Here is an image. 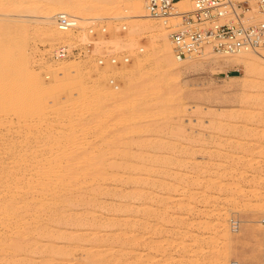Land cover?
<instances>
[{"label": "rangeland", "instance_id": "1", "mask_svg": "<svg viewBox=\"0 0 264 264\" xmlns=\"http://www.w3.org/2000/svg\"><path fill=\"white\" fill-rule=\"evenodd\" d=\"M65 1L74 3L68 10L82 17L81 28L51 40L35 20ZM118 1L0 0V91L5 95L0 139L11 140L14 147L6 184L21 185L16 160L22 155L38 160L69 146L76 160L96 156L105 161L103 172L95 173L85 189L60 192L73 204L64 209L67 225L57 242L51 240L56 238L49 227L51 210L17 204L20 222L12 232L21 233L19 242L26 249H9V242L1 240L0 264L16 258L20 264H264V49L234 55L206 49L199 57L178 61L169 34L180 21L161 18L159 26L140 33L128 16L147 0ZM176 7L186 10L190 3L179 1ZM23 13L29 15H17ZM28 19L25 30L19 23ZM147 45L154 52L142 65ZM63 47L68 53L60 56ZM121 56L129 61L110 63ZM62 61L93 74L83 72L81 82L71 78L73 73L64 77L56 71ZM94 64L100 70H90ZM125 66L132 71L121 77L119 69ZM87 77L105 89L118 92L128 86L132 91L111 105L107 96L96 95ZM40 88L47 89L35 98ZM242 104L251 108L241 109ZM0 153L4 157L7 150L3 153L0 146ZM57 172L48 169L52 185ZM0 236L9 233L2 230ZM36 246L39 251L33 250Z\"/></svg>", "mask_w": 264, "mask_h": 264}, {"label": "bare ground", "instance_id": "2", "mask_svg": "<svg viewBox=\"0 0 264 264\" xmlns=\"http://www.w3.org/2000/svg\"><path fill=\"white\" fill-rule=\"evenodd\" d=\"M118 1V0H116ZM125 2V5H127V3H131L134 2L136 0H123ZM185 1V0H181ZM121 1L119 0L117 4H119ZM186 2V1H185ZM61 3V2H60ZM123 3V2H122ZM71 4H74L73 2H69V1H65L63 3L64 6H61L58 10H56L53 13H43L41 12L40 15L37 16L36 24L40 23L43 24L45 26L46 29V34L49 36V38L51 40H57L60 39L63 35H67L70 33V31L68 32H61L60 30L57 29L56 25H55V19H56V15L60 14V13H65L71 15L70 11L68 10L69 6H71ZM184 4V3H183ZM34 5V4H33ZM37 6V5H36ZM32 7V6H31ZM74 7V6H73ZM139 8H142V10L138 11L135 14H130L129 17H132L135 21H137V27H139V30L137 29L138 32L142 33L144 32V29L146 26H150V27H157L161 24V18L157 17V18H152V22L150 23H144V22H139L142 20L141 19H145V18H150V16L147 13L146 10V5H140ZM37 11V10H36ZM24 12V11H23ZM14 13V12H12ZM2 14V13H1ZM11 15V14H10ZM18 16H28L29 14L23 13V14H17ZM16 16V14H15ZM72 16V15H71ZM74 16V15H73ZM106 16H110L109 14H107ZM119 16V15H118ZM118 16L114 17V14L112 15V17L114 18H118ZM149 16V17H148ZM105 17V15H104ZM103 16L100 18H104ZM121 17V16H120ZM127 17V16H125ZM12 18V17H11ZM36 18V17H35ZM76 18H78L77 20L81 21L83 20L82 17L76 16ZM99 18V17H98ZM106 18V17H105ZM123 18V17H122ZM138 19V20H137ZM171 19V18H170ZM34 20V19H33ZM106 20V19H105ZM16 21V20H15ZM14 20H6L7 24H15ZM165 21V22H164ZM17 22V21H16ZM30 22V20H23L22 22H20L19 24H23V27L25 30L28 29V23ZM163 22L166 24V20H163ZM168 22L169 19H168ZM27 23V24H26ZM35 23V22H34ZM147 24V25H146ZM17 25V24H16ZM15 26V25H14ZM36 26V25H35ZM41 26V25H40ZM133 27V26H132ZM40 29V27H38ZM43 28V27H42ZM37 30V29H36ZM45 30L43 29V32ZM38 32V31H37ZM131 33V31L129 32V34ZM132 33H133V28H132ZM131 33V34H132ZM136 33V32H135ZM130 34V35H131ZM134 34V33H133ZM149 44V43H148ZM151 45V42H150ZM146 46V54H144L141 58V60H139L141 63L140 64H145L144 62L147 61V59H150L152 56V52H154V43L151 46ZM157 48V47H156ZM157 51V50H156ZM155 51V52H156ZM243 52V51H242ZM167 53H164V55H166ZM168 54H171L170 52ZM106 58V57H105ZM264 58V57H262ZM137 58H135L136 60ZM137 60V61H138ZM111 63V62H110ZM134 63V62H132ZM138 63V62H137ZM136 63V64H137ZM88 64V63H86ZM92 64V63H91ZM139 64V63H138ZM139 64V65H140ZM88 66V70H89V64L86 65ZM91 66V65H90ZM95 66V64L93 65ZM83 67V66H82ZM81 67V68H82ZM92 67V66H91ZM90 67V68H91ZM135 67V65H134ZM81 68L79 66V64H76V62H68V61H62L58 64L56 71L60 72V74H62L64 77H68L70 78L71 73H73L74 76H72L71 78L73 80L79 81L81 82V80H83L84 77V73L87 72H82ZM93 68V67H92ZM87 69V67L85 68ZM99 68H95L94 69H90V70H94L95 72L98 71ZM131 67L125 66L119 69L118 74L122 77H128V74L131 73L132 70H130ZM87 70V71H88ZM100 70V69H99ZM102 70V69H101ZM104 70V69H103ZM92 71V72H94ZM89 72V71H88ZM45 77L48 75L47 72H45ZM91 73V71L89 72ZM88 74V76L91 74ZM100 74H102L101 72H99ZM98 73V74H99ZM44 75V74H43ZM95 75V74H94ZM104 75V74H103ZM97 76V75H96ZM162 76V74H161ZM165 76V75H164ZM43 77V76H42ZM48 77V76H47ZM116 77V76H115ZM118 77V76H117ZM88 81L91 83L92 81L94 82V80H91V77H87ZM86 79V80H87ZM161 79H164L161 77ZM161 79L159 81H161ZM88 82V83H89ZM92 82V83H93ZM131 82V80H130ZM128 82V83H130ZM87 83V84H88ZM94 84V85H93ZM91 87L92 90L96 93V95H104L105 97L107 96L108 99H106V101H109V104L111 103V105L115 104V102L118 101H122L123 98L125 100V98H127L126 96H128V93L130 91V89L127 87V90H120L118 92H115L113 89H105L100 83L99 81L96 80V82H94ZM12 87L15 89L17 86L15 84L12 85ZM49 87H53L52 85L48 86ZM94 88L96 90H94ZM45 89L47 88H40L38 91H36L35 93V98H39L40 94L43 93V91H45ZM129 89V90H128ZM132 89V87H131ZM132 91V90H131ZM130 91V92H131ZM134 92V91H133ZM1 91H0V100H4L5 95H1ZM118 94V97L116 96ZM95 95V94H94ZM29 97H23L22 99H26ZM99 99V97L97 98ZM24 101V100H23ZM28 101V100H26ZM24 101V102H26ZM116 105V104H115ZM242 108H248V110L251 108L250 104H242L241 107ZM122 112H124L125 110H121ZM239 110H235V112L237 113ZM249 115V114H248ZM234 124L231 125V127H233ZM96 130L99 131V128H96ZM2 140V141H1ZM0 146H1V150H3V153L5 150H7V154L2 157V153H0V232L2 230L7 231L9 233V236L4 237L3 239H0V247L2 246V241H8L9 242V249L11 247H19L22 249V247L24 249H26L25 246L22 245L21 242H19L20 240V234L19 232H12V230L14 229V225L18 222H20V218H18L17 216H15V211L17 208V204H20L18 208H32L35 207V205L38 206L37 211L38 212H44V211H48L51 210L52 211V218L50 219L49 222V227L53 229L52 233L55 235L56 238H54L51 240H55L57 242V236L59 235L61 231H59L61 229V227H63V225L66 224V221H63L64 219V209H66L67 207H69L72 203V200H69L68 198H65L64 196L60 195V192L63 191V189H70L71 187H81L82 189H85V187L87 186V183H91L94 182L96 180L95 175L103 172L102 170H104V160L103 159H97L96 156H92L90 158H83V159H79L76 160L74 158L75 156V152L72 151L68 153L69 150V146H65L62 151L60 152V154H53L50 153L51 155L48 156H43L42 158H39L38 160H35L31 157H28L27 155H22L21 158H19L18 160H16V170H17V175L19 178L22 179L21 185H13L10 186L8 184H6L8 181L5 180L4 175L8 174V172H10V170L12 168H14L11 165V162H13V154H14V147L12 145V141L11 140H3L0 139ZM76 147V148H75ZM75 149H77V145H74ZM51 152V150L49 151ZM65 156L64 157V161L60 162L59 161V157L60 155ZM74 158V159H73ZM11 161V162H10ZM37 163H40L39 165H36ZM80 164V165H79ZM103 166V167H102ZM50 168L52 169H58V172L54 175V179H55V184L52 185L51 183V179L50 175L48 173V169L50 170ZM96 173V174H95ZM117 173H114V175H112L113 179L115 178ZM29 178V179H28ZM32 183H35V186L31 185ZM89 186H92V184H89ZM3 190V191H2ZM76 193H78L77 190H75ZM30 195H33L32 198L30 200ZM76 201V199H75ZM120 207V206H119ZM117 210V208H116ZM120 210V208H119ZM121 211V210H120ZM123 211V209H122ZM121 211V212H122ZM262 212H264V210H261ZM28 211H25L24 213H27ZM124 212V211H123ZM120 213V212H119ZM50 214V212L48 213ZM51 215V214H50ZM120 216V215H119ZM124 216V215H123ZM23 219V218H22ZM89 219V217H88ZM114 219V218H113ZM116 219V218H115ZM91 221V220H90ZM118 218L117 220H113L112 222H109L108 225H110V223H112V226H116L118 224ZM262 222H264V220H261ZM93 222V221H92ZM91 222V223H92ZM93 224V223H92ZM116 224V225H113ZM30 224H26V226L28 227ZM67 225V224H66ZM88 226V224H87ZM67 227V226H66ZM111 227V225H110ZM87 228V227H86ZM224 229H227L225 227H223ZM63 231V230H62ZM226 231V230H225ZM228 231V230H227ZM87 232V231H86ZM32 233V232H30ZM29 233V236H30ZM74 233V231L72 232ZM62 234V232H61ZM70 234V233H69ZM2 235V234H1ZM71 235V234H70ZM114 235V234H113ZM52 234H50V238ZM64 236V233L62 235V238ZM68 236V233H67ZM73 236V235H72ZM75 236V234H74ZM112 236V235H111ZM228 236V235H227ZM1 237V236H0ZM31 238H33V234L30 236ZM61 236H59L60 238ZM71 237V236H70ZM109 237V236H108ZM226 238V236H224ZM223 237V238H224ZM50 238H47L50 240ZM58 238V240H59ZM68 238V237H67ZM66 238V239H67ZM75 237H73L72 239H74ZM119 238V237H118ZM224 238V239H225ZM228 238V237H227ZM98 239V238H97ZM107 239V238H106ZM2 240V241H1ZM104 240V239H103ZM111 242L108 243H112V238L109 239ZM226 240V239H225ZM74 241V240H73ZM100 241V240H99ZM114 241V240H113ZM228 241V240H226ZM48 242V240H47ZM71 242V241H70ZM53 243V241H52ZM103 243V242H102ZM107 243V242H106ZM49 244V243H47ZM46 244V245H47ZM45 245V244H44ZM45 245V247H46ZM54 245V244H53ZM53 245L50 244V247H52ZM72 246V244H70ZM75 245V244H74ZM108 244H106L107 246ZM39 246V245H38ZM38 246H36L33 250L38 249ZM76 246V245H75ZM80 246V245H79ZM78 246V247H79ZM227 246V244H226ZM56 246H53L52 248H54ZM59 247V246H58ZM74 246H72L73 248ZM41 247H39L40 249ZM44 248V247H43ZM42 248V249H43ZM69 248V247H68ZM83 248V247H82ZM38 249V251H39ZM46 249V248H45ZM51 249V248H50ZM74 249V248H73ZM76 249V248H75ZM79 249V248H78ZM88 249V248H87ZM97 249V248H95ZM101 249V248H100ZM103 249V248H102ZM106 248H104L105 250ZM228 249V248H227ZM226 249V250H227ZM29 251V249H27ZM27 250H22L24 253ZM66 250V249H65ZM84 250V248H83ZM81 251V250H80ZM88 251V250H87ZM100 251V250H99ZM43 252V251H42ZM53 252V251H52ZM76 252V250H75ZM34 253V252H33ZM39 253V252H38ZM88 253V252H87ZM98 254V252H96ZM4 254V253H3ZM2 251H0V255H3ZM26 254V253H25ZM69 254V253H67ZM30 255V253H29ZM41 255V254H40ZM55 255V254H54ZM95 255V254H93ZM99 255V254H98ZM28 256V255H26ZM17 257V256H16ZM78 257V256H77ZM82 257V256H81ZM94 257V256H93ZM20 260L21 257H19ZM43 258V257H42ZM11 259L10 262H7V264H20L19 263V259ZM93 259V258H92ZM101 259V258H100ZM99 259V260H100ZM18 262H17V261ZM43 260V259H42ZM50 260H53L52 258H50ZM78 260V259H77ZM81 260V259H80ZM98 260V259H96ZM15 261V262H14ZM44 261V260H43ZM45 261H48V259H45ZM58 260H56L57 262ZM54 262V261H53ZM102 262V261H101ZM45 263V262H44ZM50 264V262H47ZM46 263V264H47ZM59 263V262H58ZM66 263V262H65ZM43 264V263H42ZM52 264V263H51ZM64 264V263H63ZM70 264V263H68ZM72 264V263H71ZM75 264V263H74ZM78 264V263H77ZM114 264V263H113Z\"/></svg>", "mask_w": 264, "mask_h": 264}, {"label": "built area", "instance_id": "3", "mask_svg": "<svg viewBox=\"0 0 264 264\" xmlns=\"http://www.w3.org/2000/svg\"><path fill=\"white\" fill-rule=\"evenodd\" d=\"M181 0H147L146 10L153 18H177L179 28L169 34L178 61L203 55L206 49L220 55L264 49V0H185L186 10L177 9ZM55 24L62 32L80 29L76 17L60 13ZM89 33H94L90 28ZM104 32L105 29L103 28ZM60 48V56L67 54ZM129 58H110L113 65L127 63ZM104 64V59H99ZM233 229L236 224L232 223ZM231 264H237L232 262Z\"/></svg>", "mask_w": 264, "mask_h": 264}]
</instances>
